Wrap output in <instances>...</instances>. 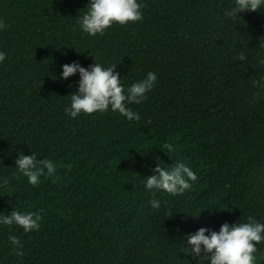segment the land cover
<instances>
[{
    "label": "trees",
    "instance_id": "trees-1",
    "mask_svg": "<svg viewBox=\"0 0 264 264\" xmlns=\"http://www.w3.org/2000/svg\"><path fill=\"white\" fill-rule=\"evenodd\" d=\"M0 264H264V0H0Z\"/></svg>",
    "mask_w": 264,
    "mask_h": 264
},
{
    "label": "rangeland",
    "instance_id": "rangeland-1",
    "mask_svg": "<svg viewBox=\"0 0 264 264\" xmlns=\"http://www.w3.org/2000/svg\"><path fill=\"white\" fill-rule=\"evenodd\" d=\"M238 121H242L244 122V124L249 127L254 121L255 119L253 117L251 118H246V119H237Z\"/></svg>",
    "mask_w": 264,
    "mask_h": 264
}]
</instances>
